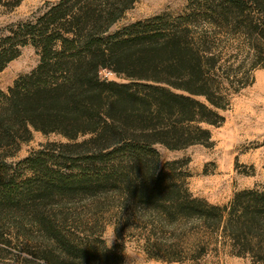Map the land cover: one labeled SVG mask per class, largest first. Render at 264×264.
I'll return each instance as SVG.
<instances>
[{"label":"trees","instance_id":"trees-1","mask_svg":"<svg viewBox=\"0 0 264 264\" xmlns=\"http://www.w3.org/2000/svg\"><path fill=\"white\" fill-rule=\"evenodd\" d=\"M21 1L0 4L13 8ZM135 1H49L0 38V70L22 45L31 43L40 54L32 70L7 91L0 88V211L30 216L50 235L53 250L66 253L67 264H79L82 252L98 247L60 235L51 215L74 199L119 195L150 210L153 221L202 234L190 254L173 241L152 256L198 261L208 252L210 232L230 254L264 264V181L236 191L226 204L211 203L186 185L180 160H162L159 150L212 142L208 125L224 121L220 110L229 106L230 91L251 83L248 72L264 65V0H189L175 19L157 14L113 29ZM220 30L256 50L249 67L220 73ZM33 130L64 140L19 162L32 175L6 179L8 150Z\"/></svg>","mask_w":264,"mask_h":264},{"label":"rangeland","instance_id":"rangeland-1","mask_svg":"<svg viewBox=\"0 0 264 264\" xmlns=\"http://www.w3.org/2000/svg\"><path fill=\"white\" fill-rule=\"evenodd\" d=\"M49 1L57 0H22L13 8L0 4V38L17 22L34 19ZM189 3V0H136L113 29L157 14L175 19L189 9ZM202 25L211 27L207 22ZM216 38L223 69L220 73L225 75L229 66L249 67L256 50L250 49L242 37L220 30ZM39 59V50L34 45L20 46L19 54L0 70V88L7 91L15 79L32 70ZM101 75L121 80L108 70H102ZM248 75L252 76V82L238 92L232 89L229 106L220 110L224 121L208 125L212 134L210 144L195 143L179 149L159 146L162 160H180L177 167L184 174L186 185L195 195L211 203L226 204L236 191L264 181V65L251 69ZM59 140L64 138L56 133L33 130L29 139L20 141L16 149L8 150L5 178L22 179L32 175L33 172L19 162L47 142ZM50 218L60 235L80 247L87 240L98 247L91 253L82 252L75 260L79 264H182L157 258L152 253H166L163 248L178 241L179 247L183 245L190 254L194 245L202 240L201 233L181 234L170 225L153 221L150 210L113 194L74 199L56 207ZM173 232L178 234L177 238H173ZM205 237L208 252L198 261L186 259V264H252L249 257L230 254L218 234L208 232ZM97 239H103L105 247L96 242ZM42 255H49L53 262ZM67 261L66 253L53 250L50 235L39 230L30 216L15 212L6 216L0 211V264H67Z\"/></svg>","mask_w":264,"mask_h":264},{"label":"built area","instance_id":"built-area-1","mask_svg":"<svg viewBox=\"0 0 264 264\" xmlns=\"http://www.w3.org/2000/svg\"><path fill=\"white\" fill-rule=\"evenodd\" d=\"M111 72V71H110Z\"/></svg>","mask_w":264,"mask_h":264}]
</instances>
